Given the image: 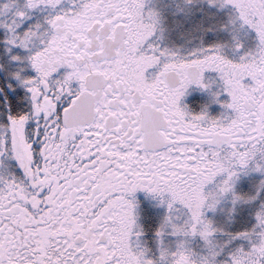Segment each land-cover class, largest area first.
I'll return each instance as SVG.
<instances>
[{
    "label": "snow or ice",
    "instance_id": "1",
    "mask_svg": "<svg viewBox=\"0 0 264 264\" xmlns=\"http://www.w3.org/2000/svg\"><path fill=\"white\" fill-rule=\"evenodd\" d=\"M0 264H264V0H0Z\"/></svg>",
    "mask_w": 264,
    "mask_h": 264
}]
</instances>
